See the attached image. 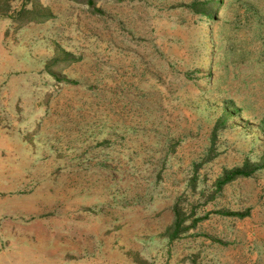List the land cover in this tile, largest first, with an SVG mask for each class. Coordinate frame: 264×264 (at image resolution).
Returning <instances> with one entry per match:
<instances>
[{
  "label": "rangeland",
  "instance_id": "374dc122",
  "mask_svg": "<svg viewBox=\"0 0 264 264\" xmlns=\"http://www.w3.org/2000/svg\"><path fill=\"white\" fill-rule=\"evenodd\" d=\"M263 161L264 0H0V264H264Z\"/></svg>",
  "mask_w": 264,
  "mask_h": 264
},
{
  "label": "trees",
  "instance_id": "16d2710c",
  "mask_svg": "<svg viewBox=\"0 0 264 264\" xmlns=\"http://www.w3.org/2000/svg\"><path fill=\"white\" fill-rule=\"evenodd\" d=\"M88 3L91 5H94V0H88ZM262 167H264V161L261 165L251 166L249 163H247L241 168L234 169L231 171H227L223 175V177L220 178L219 181L217 182V187L219 189H222L227 184H229V183H231V182H233L239 178H247V177L251 176L255 171L261 169ZM227 214L235 216V217H244L240 214H234V213H227ZM179 227H180V224H179Z\"/></svg>",
  "mask_w": 264,
  "mask_h": 264
}]
</instances>
